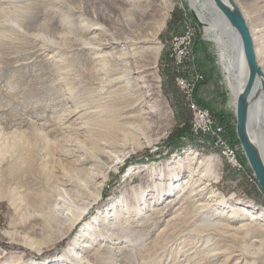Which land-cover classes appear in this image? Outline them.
Instances as JSON below:
<instances>
[{"label":"rangeland","instance_id":"rangeland-1","mask_svg":"<svg viewBox=\"0 0 264 264\" xmlns=\"http://www.w3.org/2000/svg\"><path fill=\"white\" fill-rule=\"evenodd\" d=\"M170 1L172 5L166 16L161 7L156 12H128V16H123L111 9L105 0H0V152L20 135L30 141L31 150H56L50 144H59L70 134V128L64 127L74 119L75 123L79 122L76 116L83 111L76 107L87 96L94 78H98L94 75L92 54L80 46L83 40L94 35L98 40L111 34L125 35L132 41L156 38L160 50L152 70L157 77L154 91L158 94L156 100H161L169 112L164 116L162 113L161 116L145 115L152 117L142 122L144 130L119 141L126 149L110 145L113 155L109 157L94 150V157H89L90 161L78 168L83 170L78 178L86 183L82 187L58 186L76 192L73 198L77 207L90 205L73 227L65 213H54L49 219L40 216L39 211H45L48 204L38 205L41 195L43 192L51 194L44 179L43 165L37 163L35 156L33 164L25 163L14 173L8 171L6 163L0 165V264H225V255L215 259L205 257L203 252L196 255L192 239L195 235L181 237L177 233L183 227L188 228L186 234L192 229L185 216L191 212L190 203L182 204L181 196H177L179 190L174 197L165 195L157 202L150 199L157 183L190 178L193 184L201 180L211 183V188L233 204L243 207L254 204L264 209V191L235 133V105L226 73L220 65L221 56L209 37L207 25L199 19V7L192 6L188 0ZM257 19L253 16L249 22L245 18L251 36L248 23ZM95 27L99 30H93ZM185 33L192 35L193 43L195 39L201 40L205 44L204 52L197 57L193 46L194 59L188 54L181 64H176L173 38ZM150 57V51L144 52L138 64H150ZM261 60L264 66V53H261ZM198 63L210 70V76L208 80L204 78L205 84L197 95L214 110L211 114L227 129L226 137L235 151L237 148L239 162L238 154H243L247 164L240 162L243 173L225 163L217 149L201 142L202 137L197 138L189 132V114L174 79L200 70ZM110 64L117 67L120 63L115 59ZM136 65L132 61L129 66L133 67L128 81L129 96L138 94L135 79L145 76V73H137ZM121 84L119 81L112 88L121 87ZM140 93V105L139 97L121 100L130 105L127 116L140 115L151 107L155 110L162 107L161 101L154 103V99L147 96L149 89L143 88ZM208 107L204 108L209 110ZM75 110L77 115L72 114ZM215 113L220 114L215 116ZM141 117H138L140 121ZM181 130L182 135L173 140L174 144H166L170 136L175 137ZM189 153L218 157V181L208 179V175L202 178L204 168L193 174L186 167L180 171L171 168L178 158ZM41 154L43 151L36 154L37 159ZM68 160L71 159L63 158V165L67 163L70 167ZM44 163L53 164L48 158ZM55 166L54 181L58 185L64 177L61 167ZM142 194L148 205H139L143 208L140 212L134 198ZM119 198L126 203L118 204L116 211L107 212ZM170 198L177 201L169 210L166 204ZM153 208L157 210L153 212ZM176 209L179 216L166 223L165 219ZM102 212L107 213L103 216ZM185 222L188 226H184ZM85 242L89 245L87 248L82 247ZM227 245L222 241L213 244L217 249L227 248ZM76 253L82 257L77 258Z\"/></svg>","mask_w":264,"mask_h":264},{"label":"bare ground","instance_id":"bare-ground-1","mask_svg":"<svg viewBox=\"0 0 264 264\" xmlns=\"http://www.w3.org/2000/svg\"><path fill=\"white\" fill-rule=\"evenodd\" d=\"M105 1L109 3L111 9L121 13L123 16H128V12L133 14H138V12H142L143 14L156 12L160 7L161 10H164V15L166 16L172 5L170 0ZM188 1L192 6L199 7V19L207 25L209 37L216 45L218 53L221 56L220 65L226 73L228 87L231 90L233 104L235 105L236 98L247 78V68L239 35L224 15L216 8L212 0ZM233 2L240 10L247 28L248 25L245 18L249 22H251L253 16L259 18L254 23L248 24L252 32L251 37L254 42V53L258 58L257 65L262 68L260 70L264 81V66L261 60V53H264V0H233ZM124 5L127 8H124ZM93 30L98 31L99 28L95 27ZM129 39L131 38L125 35L113 36L111 34L110 36L107 35L105 39L98 40L94 35L81 42V48L92 54L94 75L98 76V78H94V83H92V86L87 91V96L81 100L80 106L76 107L83 112L81 114L76 110L72 112V114L76 115L78 113L76 120L79 122L75 123V119L70 121L68 126L64 127L70 128V131H68L70 134L62 139L61 143L50 144L52 149L56 147V150H39V152L37 150H31L30 146L32 144L30 141L25 136L20 135L15 136L10 141L11 145L7 146L6 150H1L0 152V165L6 163L7 169L11 173L16 172L25 163L29 162L33 164L34 156L37 163L43 165L44 179L47 182L46 185L51 195L48 196L46 192H43V195H41L38 205L42 206L48 203L45 211H39L41 217L49 219L54 213H65L73 227L88 212L90 205L77 207L75 205V199L73 198L76 192L71 189L59 188L58 186L61 184L63 187H82L86 183L84 180L78 178L80 175L79 172L83 171L78 168H80L79 166L83 162H89V157H94V150L100 151L101 155L105 157H109L113 155L109 148L110 145L124 147L119 144V141L131 133L142 132L144 130L143 123L146 120H150V117H152L150 116L151 114H159L161 116L162 113L164 116L165 113H169L166 106L163 105V102L156 100L158 94L154 91V88H156L154 83L157 82V77L152 70L154 69L155 61L160 50L158 42H155L156 38H139L138 40L134 39L135 41ZM39 47L42 49L46 48L45 45H40ZM149 51L152 57L151 63L138 64L140 58L143 57V53ZM115 59H118L120 63L116 65L117 67L110 64ZM132 61L137 64L135 66L137 73H145V76L135 79L137 81L136 90L138 94L132 93L129 96L127 94L130 89L128 84L129 74L130 72L133 73V67L129 66L132 64ZM119 70L121 71L118 72ZM103 76H106V79H103ZM262 79H257L250 95L251 104L248 112L247 125L250 140L258 147L264 163V97L261 92L258 97H254L256 91L260 89ZM119 81L123 85L121 84L122 86L118 88H112L113 84ZM143 88L149 89L150 93L147 96L150 99H154V103L160 102L162 107L156 110L151 107L147 112L141 111L140 115L130 114L127 116L130 105L128 102L121 100L128 97H139L140 105L142 102L140 90ZM148 114L150 115L145 116ZM139 116H142L141 121L138 119ZM130 119H134V121ZM84 142H86V146ZM146 142L147 144L150 143L149 140ZM41 151H43V154L37 159L36 154L41 153ZM46 158L50 159V163L53 162V164L50 166L46 165L48 164L47 162H45L46 164L44 163V159ZM63 158L71 159L68 160L71 162L70 167L67 163L63 165ZM118 159L119 156L116 160ZM38 160H42L41 163ZM218 160L219 158L215 156H200L195 153H189L178 158L171 168L180 171L186 167L191 174L199 168H204L205 172H201V177H207L208 175V179L211 178L214 182H217L220 176ZM54 163L61 167L62 177H64L58 185L54 181L55 175L53 172L57 168ZM45 165L49 167V170ZM174 175L177 176L178 172H174ZM211 185V183H203L201 180L192 184L190 178L187 180L177 179L168 184L157 183L153 187L150 199H154L157 202L165 195H172L174 197L176 191L179 190L177 196H181L180 200L183 201L182 204L190 203L191 212L185 216L186 221L190 223L189 227L192 229L186 234L184 232L188 228L183 227L177 233H180L181 237L189 234L195 235L192 236V239L194 238L193 241L195 243L193 248L196 249V255L203 252L205 257L214 259L217 256L225 255V264H264V209L258 208L254 204L246 207L233 204L218 191L211 188ZM98 197L95 198L98 199ZM144 197L142 194L134 198L137 200V210L140 212L143 208L140 209L139 205H148L146 203L147 199ZM122 199L119 198L116 200L107 212L116 211L118 204L126 203ZM168 200L166 205H169L170 210L176 205L177 200L171 198ZM156 210L154 208L152 209L153 212ZM177 210L167 220L165 219L166 223L172 222V220L179 216L176 213ZM107 212H102L101 215ZM184 226H188L186 222ZM239 234L242 235L239 236ZM220 241L227 242L229 246L227 245V248L222 247L219 249L213 246L215 242ZM88 246L87 242L82 244L83 248H87ZM71 250V248L68 250L69 254ZM78 255L79 253H76L77 258L82 257ZM188 261H190V257ZM191 264L198 263L191 262Z\"/></svg>","mask_w":264,"mask_h":264},{"label":"water","instance_id":"water-1","mask_svg":"<svg viewBox=\"0 0 264 264\" xmlns=\"http://www.w3.org/2000/svg\"><path fill=\"white\" fill-rule=\"evenodd\" d=\"M216 8L224 15L231 26L237 31L241 48L247 68V78L245 84L238 94L235 103V133L241 150L247 163L259 185L264 191V163L262 161L258 147L250 140L248 135V112L251 102V93L257 79H262V73L257 65L254 45L250 31L233 0H212ZM262 94L264 97V81L260 82V89L256 91L254 97Z\"/></svg>","mask_w":264,"mask_h":264},{"label":"built area","instance_id":"built-area-1","mask_svg":"<svg viewBox=\"0 0 264 264\" xmlns=\"http://www.w3.org/2000/svg\"><path fill=\"white\" fill-rule=\"evenodd\" d=\"M173 41L175 42L173 56L176 64H181L188 54L194 59L193 55H191L193 48L191 34L185 33L183 36L173 38ZM174 80L189 114V132L197 138L202 137L201 142H205L217 149L219 151L218 156L222 160L224 158L225 163L242 170L243 173L244 169L238 160L237 153L226 137L227 129L214 118L208 109H205L195 101L197 86L204 81L203 74L198 70H194L191 75H178Z\"/></svg>","mask_w":264,"mask_h":264},{"label":"trees","instance_id":"trees-1","mask_svg":"<svg viewBox=\"0 0 264 264\" xmlns=\"http://www.w3.org/2000/svg\"><path fill=\"white\" fill-rule=\"evenodd\" d=\"M204 43L201 41V40H199V39H195L194 40V43H193V46H194V54L198 57V56H200V53H202V52H204ZM203 58V57H202ZM205 58V57H204ZM207 61V60H206ZM198 65H199V63H198ZM200 67H198L197 69H200V72H202L203 74H204V78H206V80H208V78H209V72H210V70H208L207 69V67H204V69L201 67V64L199 65ZM208 72V73H207ZM205 74L206 75H208V76H205ZM204 84H205V79H204V81L201 83V84H199L198 86H197V89H196V91H195V93H196V100H197V102H198V104L199 105H201V106H203V107H208L206 104H205V102L203 103V101L201 100V98H200V96H198L197 94H198V91H199V89L202 87V86H204ZM209 108V111H211L212 112V114H214V110H212L210 107H208ZM220 113H215V116L216 115H219ZM221 118H222V116H220ZM178 135H176L175 137H171L170 136V138H169V140H167L166 141V144H168V145H172V144H174V139H178V136H180V135H182V130L180 131V132H178L177 133ZM237 141V140H236ZM233 143H234V147L236 148V146H235V141L233 140ZM236 152H237V148H236ZM238 153V152H237ZM238 156H239V159H240V162L242 163V164H244V165H246L247 166V164H246V161H245V158H244V156H243V154L242 155H240V154H238ZM225 178V177H224Z\"/></svg>","mask_w":264,"mask_h":264},{"label":"crops","instance_id":"crops-1","mask_svg":"<svg viewBox=\"0 0 264 264\" xmlns=\"http://www.w3.org/2000/svg\"><path fill=\"white\" fill-rule=\"evenodd\" d=\"M198 71H200V70H198ZM233 106H234V104H233Z\"/></svg>","mask_w":264,"mask_h":264}]
</instances>
